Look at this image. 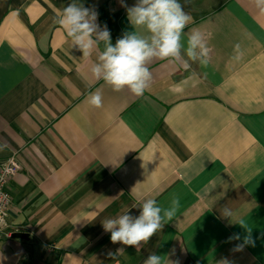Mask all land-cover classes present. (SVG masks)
I'll return each instance as SVG.
<instances>
[{
	"label": "crops",
	"instance_id": "obj_1",
	"mask_svg": "<svg viewBox=\"0 0 264 264\" xmlns=\"http://www.w3.org/2000/svg\"><path fill=\"white\" fill-rule=\"evenodd\" d=\"M139 2L0 0V162L21 167L0 264H264V3L177 0L192 18L179 55L146 61L136 96L92 69L126 35L151 44L129 16ZM68 6L96 26L87 54L60 23ZM194 33L207 50L195 60ZM149 199L162 227L112 242L104 221L138 218Z\"/></svg>",
	"mask_w": 264,
	"mask_h": 264
},
{
	"label": "clouds",
	"instance_id": "obj_2",
	"mask_svg": "<svg viewBox=\"0 0 264 264\" xmlns=\"http://www.w3.org/2000/svg\"><path fill=\"white\" fill-rule=\"evenodd\" d=\"M264 3V0H260ZM130 19L136 25H146L153 34L151 44L136 35H126L119 39L115 46L110 43L99 57L101 64L92 69L95 76H102L104 81L110 84L115 91L127 86L136 96L143 95L146 89V81L150 74L144 66L146 61L152 57L161 59L176 57L179 55L182 30L191 21V16L186 14L177 0H140L133 8L129 9ZM264 14V9L261 10ZM89 11L76 6H68L63 13L60 23L69 30V35L74 36L75 41L87 54L92 45L91 34L96 26L90 23ZM91 19L95 20V13ZM101 39L109 40L110 33L107 29L99 33ZM201 47V55H206L200 43V36L194 33L189 38L188 56L195 60L197 54L195 49ZM239 47V45H237ZM91 103L100 107L101 97L93 95ZM175 203V202H174ZM175 208L166 211L165 215L171 219ZM161 208L156 206L152 199L142 205V211L138 218L133 219L130 215H121L118 219L104 221L103 227L111 232L112 242H122L124 245L136 246L141 241L148 239L158 231L161 225ZM225 214H228L227 212ZM244 226V221L240 222ZM251 230H249V233ZM229 239H239L235 234ZM251 240L250 235L245 238V243ZM146 264H161V258L152 255ZM226 264V262H222Z\"/></svg>",
	"mask_w": 264,
	"mask_h": 264
},
{
	"label": "built area",
	"instance_id": "obj_3",
	"mask_svg": "<svg viewBox=\"0 0 264 264\" xmlns=\"http://www.w3.org/2000/svg\"><path fill=\"white\" fill-rule=\"evenodd\" d=\"M20 169L21 167L15 154H11L4 161L0 162V239L11 236V233L8 231V216L11 202L8 184Z\"/></svg>",
	"mask_w": 264,
	"mask_h": 264
},
{
	"label": "water",
	"instance_id": "obj_4",
	"mask_svg": "<svg viewBox=\"0 0 264 264\" xmlns=\"http://www.w3.org/2000/svg\"><path fill=\"white\" fill-rule=\"evenodd\" d=\"M13 236L14 237H23L24 234H22V233H14Z\"/></svg>",
	"mask_w": 264,
	"mask_h": 264
}]
</instances>
